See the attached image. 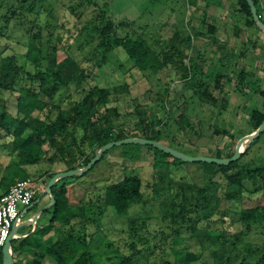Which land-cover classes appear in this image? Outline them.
Returning a JSON list of instances; mask_svg holds the SVG:
<instances>
[{
	"label": "trees",
	"instance_id": "trees-1",
	"mask_svg": "<svg viewBox=\"0 0 264 264\" xmlns=\"http://www.w3.org/2000/svg\"><path fill=\"white\" fill-rule=\"evenodd\" d=\"M253 2L264 22L260 1ZM4 4L5 13L0 19L5 27L12 23L21 28L25 50L21 65L14 53L0 58V91H16L15 86L22 81L30 85L25 83L16 91L14 124L8 123L0 113V136L11 135L10 154L14 155L0 177L2 190L17 180L28 178L24 165L43 158L58 160L65 170L84 167L94 156V153L86 155L88 145L96 144L99 148L111 140L131 137L126 130H140L143 137L159 142L168 136L172 127L201 136L200 118L188 111V104L193 101L211 108L206 117L211 133H227L233 138L231 132L222 128L225 122L220 115L226 111L228 103H220L214 96V91L222 92L224 86L220 82L215 85L208 82L211 69L217 70L220 79L233 83V90L241 91L247 85L264 99L259 78H252L248 66L243 65L235 79L229 76L232 55L221 50L226 48L216 38L213 23L202 20L205 31L196 30L195 35L204 36L214 44L212 54L215 56L200 53L185 29L174 26L171 37H154L146 33L143 25L134 29L132 20L117 18L107 9L106 2L98 0H7ZM237 4L245 15L244 23L253 24L264 34L256 26L248 2L237 0ZM187 49L192 54L187 53ZM121 57L130 62L124 70H120L118 63ZM213 61L218 62V67ZM25 62L31 69L26 68ZM111 62L113 69L108 75L105 70ZM98 72L103 73L97 75ZM172 74L179 78V94L168 81L162 82V78L168 79ZM137 79L149 85L147 90L155 96L153 104H140L133 97V84L128 80ZM68 87L77 95L68 106L51 102ZM186 92L190 93L188 97ZM40 94L47 96L48 101ZM120 99H131L136 108L134 112L122 114L117 104ZM112 102L115 104L109 106ZM174 110L180 112L174 116ZM148 117L153 123L150 129L146 125ZM263 119L264 113L256 105L251 106L247 113L251 130L240 131V137L254 131ZM253 142L228 165L207 163L205 166L212 170L209 183L175 180L165 172L167 161L154 160L156 173L149 183L148 196L142 190V180L133 175L106 185L96 200L84 202V196L72 205L67 197V183L75 176L59 179L51 188L54 204L45 210L51 213L46 231L54 229L55 237L44 247L43 253L55 264H95L89 245L95 232L91 226L102 213L98 202L122 215L131 204L146 203L150 197L158 202L160 221L171 228L172 238L179 239L184 234L197 242L193 251L185 246L174 249V262L164 264H264V163L240 165ZM44 145L48 148L44 149ZM232 154L233 151L227 155L220 150L215 152L216 157ZM54 173L52 171L48 178ZM255 193L259 194L251 197ZM243 199L258 204L244 206ZM133 222L129 221L128 238L139 235L146 227L144 219L138 227H134ZM236 224L240 226L238 230ZM250 235L263 236V239L252 246L254 242L248 240ZM22 239L13 248L15 255L30 246L27 237ZM140 239L138 241H143ZM127 246L129 253L118 257L117 264H135L140 250L135 249L133 241ZM1 261L2 257L0 264ZM30 264L41 262L35 260Z\"/></svg>",
	"mask_w": 264,
	"mask_h": 264
},
{
	"label": "rangeland",
	"instance_id": "rangeland-1",
	"mask_svg": "<svg viewBox=\"0 0 264 264\" xmlns=\"http://www.w3.org/2000/svg\"><path fill=\"white\" fill-rule=\"evenodd\" d=\"M7 0H0V17L5 13ZM66 1V0H65ZM106 2L107 9L112 12L117 18H123L133 21V28L137 29L144 26L146 33L154 37L168 38L174 32V26L180 30L185 29L191 36V42L198 48L200 53L206 55L212 54L215 50L214 44L208 41L204 36L195 35V31L205 28L201 21L213 23L216 25L215 36L226 49L229 51L232 59L229 65V76L235 79L238 71L243 65L248 66L253 73V77H258V85L264 89V34L259 33L253 24L244 23L245 15L240 11L237 0H201L200 4L194 6L188 4V0H98ZM263 7L262 18L264 19V0H259ZM198 3V1L196 2ZM58 6V5H57ZM62 10V6L58 7ZM68 11L65 10V15ZM62 16V15H61ZM60 16V17H61ZM63 19V18H62ZM249 22V21H248ZM3 19H0V58L3 55L14 53L18 59V63L24 64L22 53L24 52V37L20 27L12 25L4 26ZM237 31V32H236ZM8 46V47H7ZM122 56L126 58V54ZM187 53H191L187 49ZM214 55V54H212ZM215 56V55H214ZM226 56V55H225ZM114 60V59H113ZM127 60V61H126ZM121 69L128 68L130 62L123 57L119 58ZM218 67V62H212ZM233 64V65H232ZM113 63L105 70L108 75L113 69ZM27 69H31L25 62ZM216 69H211L209 72L208 82L210 84L222 83L224 91H214V96L218 102H227L228 106L224 113H221L220 118L225 122L222 128L233 134V138L227 133H211L207 129L206 117L209 115L211 108L196 105V102L188 104V111L191 115H196L201 120L202 133L201 136H196L192 132L183 131L172 127L167 137H163L160 142L184 153L192 156H215L216 150H220L223 155H227L234 150L237 140L240 138V131H250L251 127L247 120V113L251 106L257 108L264 113V99L247 87L241 91L233 90V83L225 78H221L216 74ZM34 72V70H33ZM103 72H98L97 75H102ZM118 72H116L117 74ZM104 79L103 77H101ZM133 84L131 90L133 97L137 98L140 104H153L154 93L148 91L149 85L146 81L139 79L135 81L128 80ZM169 82L173 91L179 94L181 84L179 78L173 74L170 78H162V82ZM30 85L28 81H22L15 86L16 91L24 84ZM72 87L60 91L61 94H56L52 98L53 103L61 107H66L72 99L77 95L73 94ZM8 90L0 91V113L4 114L5 120L14 124L15 110L13 109L16 101L17 92ZM153 93V94H152ZM189 92L185 95L188 97ZM251 94V95H250ZM43 100L48 101V97L40 94ZM169 97H172L170 95ZM132 99V98H131ZM120 99L117 104L123 113L134 112L135 104L130 100ZM115 103H110L109 106ZM163 111H158L162 113ZM180 111L174 110L176 116ZM34 115L37 113L34 112ZM122 118V117H121ZM147 128L153 126L151 118L146 120ZM224 131V132H225ZM128 132L131 137H143L142 132L137 129H132ZM11 135L0 136V177L5 167L14 160V155L10 154ZM264 132L248 150V153L240 160L241 166H255L264 163ZM44 149L48 146L44 145ZM98 149L96 144L86 147V155L91 156ZM245 151V150H244ZM164 153V152H163ZM165 160L168 162L165 172L169 173L170 177L175 180L185 182L209 183L211 169L206 167V162H184L176 159L173 156L158 150H154L147 145L141 144H122L114 145L103 152L99 160L85 173L75 176L68 180V192L71 199V204L75 205L76 201L85 196L84 202L88 199H97L106 185L120 178L127 176H138L143 182V192L146 196L149 195V183L153 181L156 170L153 167L154 160ZM209 164V163H208ZM25 169L28 172L29 178L38 188V193L35 199L43 196L42 192L46 186V182L41 183V176L45 171H54L63 164L58 160L41 159L34 164H25ZM164 171V170H163ZM45 175V174H44ZM46 175H49L47 173ZM45 185V186H44ZM259 193L252 194L251 197L257 196ZM146 203H133L129 207L127 213L122 215L115 214L110 206H106L100 202L102 213L97 222L91 226L95 230L89 250L95 264H117L118 257L129 253L127 244L133 241L135 249H139L135 264H164L165 262H174V249H181L183 246L188 251L196 249V240L182 234L179 239L171 237L172 230L165 223L160 221V207L158 202L148 198ZM244 206H254L258 204L256 201L242 200ZM20 212L23 205L18 206ZM45 215L48 214L44 213ZM144 219L146 227L139 235L128 238L129 221L133 220L134 227H138L140 221ZM97 223V224H96ZM99 225V228H96ZM238 230L239 224L235 225ZM143 241H138V238ZM33 239V235L29 236ZM263 236L250 235L248 240L254 243L252 246L258 245L256 242L262 240ZM23 239L14 241L15 245H19ZM256 243V244H255ZM251 246V244H250ZM135 251V250H133ZM244 251V250H243ZM246 252V251H245ZM52 260V264L55 262Z\"/></svg>",
	"mask_w": 264,
	"mask_h": 264
},
{
	"label": "water",
	"instance_id": "water-1",
	"mask_svg": "<svg viewBox=\"0 0 264 264\" xmlns=\"http://www.w3.org/2000/svg\"><path fill=\"white\" fill-rule=\"evenodd\" d=\"M248 2L252 18L256 24V26L264 33V22L261 20L260 14L257 13L256 7L254 5L253 0H246ZM264 131V119L260 123V125L251 133L240 137L234 147L233 154L230 157H216V156H192L184 154L162 142L148 139L145 137H126L118 140H111L103 145H101L97 151L94 153V156L90 159V161L84 166L80 168H73L68 170H60L56 171L47 181L44 191L42 195H49L50 201L39 211L40 214L43 210L50 208L54 204V196L51 192L52 186L61 178L78 176L86 171H88L101 157L103 152L108 148L114 145H122V144H141L155 147L161 150L164 153H167L173 156L176 159L182 160L184 162H206V163H214L220 165H228L230 162L236 161L240 155L244 152L246 147H248L259 135ZM33 204L31 203L30 206ZM21 214V213H20ZM37 214V215H38ZM36 217V216H35ZM35 217L31 220H25V222H21L16 224L17 221L12 225L10 232L5 240V243L2 248V261L1 264H14V259L10 251V245L13 234L17 231V229L23 225L32 224L35 221Z\"/></svg>",
	"mask_w": 264,
	"mask_h": 264
},
{
	"label": "crops",
	"instance_id": "crops-1",
	"mask_svg": "<svg viewBox=\"0 0 264 264\" xmlns=\"http://www.w3.org/2000/svg\"><path fill=\"white\" fill-rule=\"evenodd\" d=\"M197 1L198 3H196ZM199 1L201 0H188L187 6L189 5L194 6L195 4L199 5L200 4ZM214 3L216 2L214 1ZM60 170H65V169L64 167H59L54 171L56 172ZM45 172L46 173H43V175H40L41 179L39 180H41V183L46 182L47 184V181L49 180L48 176L52 171L48 170ZM47 173H49V175H46ZM7 189L2 190L0 188V194L6 192ZM67 197L69 198L68 185H67ZM49 201H50L49 195L47 194L43 195L37 199H34V201L32 202L33 204L32 206L29 205L27 208H23L22 211L20 212L21 214L16 224L25 222V220L27 219L31 220L35 216L36 217H35V221L32 224H27L19 227L12 236L10 251L14 259V264H30L35 260H40L41 264H52V260H51L52 258L49 255L43 253L44 247L50 245L55 237L54 229L46 231V227L48 226L50 221L51 213L50 211L43 210L40 214H38L39 211ZM44 213L48 214V217ZM30 235H33V239H29ZM25 237L29 239L30 246L26 247L20 253L15 255L13 253V248L16 247L17 245L14 244V241Z\"/></svg>",
	"mask_w": 264,
	"mask_h": 264
},
{
	"label": "built area",
	"instance_id": "built-area-1",
	"mask_svg": "<svg viewBox=\"0 0 264 264\" xmlns=\"http://www.w3.org/2000/svg\"><path fill=\"white\" fill-rule=\"evenodd\" d=\"M38 188L28 177L11 184L8 190L0 194V259L2 248L10 229L20 216L19 205L27 208L35 199Z\"/></svg>",
	"mask_w": 264,
	"mask_h": 264
}]
</instances>
